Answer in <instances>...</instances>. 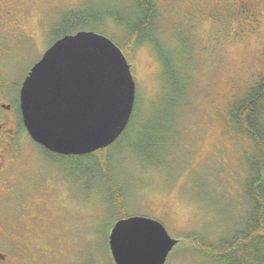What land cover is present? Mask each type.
<instances>
[{
    "label": "rangeland",
    "instance_id": "1",
    "mask_svg": "<svg viewBox=\"0 0 264 264\" xmlns=\"http://www.w3.org/2000/svg\"><path fill=\"white\" fill-rule=\"evenodd\" d=\"M21 1L36 10L22 21L25 35L9 37L22 52L17 89L54 38L77 29L71 21L79 15L103 17L101 34L121 49L128 33L119 18L136 13L134 0ZM150 1L159 10L154 37L127 57L136 116L126 143L102 161L98 154L48 158L10 201L9 218L32 229L22 235L53 249L39 264H114L109 234L122 206L128 217L157 220L180 240L167 264H219L189 241L212 246L245 223L257 150L229 113L264 74V29L253 35L242 20L236 26L215 17L201 22V0ZM93 24L99 26L88 20L73 34Z\"/></svg>",
    "mask_w": 264,
    "mask_h": 264
},
{
    "label": "water",
    "instance_id": "2",
    "mask_svg": "<svg viewBox=\"0 0 264 264\" xmlns=\"http://www.w3.org/2000/svg\"><path fill=\"white\" fill-rule=\"evenodd\" d=\"M24 125L31 139L59 156L108 149L126 131L136 86L125 53L106 36H63L30 70L21 88ZM180 243L152 218L119 219L109 234L114 264H166Z\"/></svg>",
    "mask_w": 264,
    "mask_h": 264
},
{
    "label": "flooded vegetation",
    "instance_id": "3",
    "mask_svg": "<svg viewBox=\"0 0 264 264\" xmlns=\"http://www.w3.org/2000/svg\"><path fill=\"white\" fill-rule=\"evenodd\" d=\"M35 10L36 7L30 2L0 0V264H39L42 258L53 253V249L33 242L32 235H22L25 231L32 233V229L18 228L7 214L11 199L40 170V164H45L48 158L63 157L40 147L27 133L20 96L28 75L18 89L12 86L22 52L9 44V37L14 40L25 35L22 21L31 17ZM197 12L202 15L199 14L201 22H205L206 18L212 21V17H215L236 26L242 20L243 25L250 27V34L254 32L253 35H260L261 28L264 29V0H201ZM232 25H227L229 28L225 32L234 35L236 31ZM41 153L47 156L46 160L41 158ZM238 242V248L242 251L240 255L247 253L250 248L247 241L239 239ZM226 244L227 257L231 258L233 248L231 243ZM208 255L212 259V252ZM251 264H264V260Z\"/></svg>",
    "mask_w": 264,
    "mask_h": 264
},
{
    "label": "trees",
    "instance_id": "4",
    "mask_svg": "<svg viewBox=\"0 0 264 264\" xmlns=\"http://www.w3.org/2000/svg\"><path fill=\"white\" fill-rule=\"evenodd\" d=\"M134 2L136 6L134 17L119 18L120 23L125 27L128 33L126 44L124 48L121 49L126 57L130 59L133 57L134 48L139 46L141 42H144L146 37H150L151 34L153 36L154 21L159 13L156 2L150 0H134ZM111 16L115 15L111 14ZM100 19L103 21V17L100 16L79 15L77 19L71 21V26H73L72 30H74V27L77 28L74 32L78 30V27L79 29H82V26L86 25L88 20H91L93 23H98L99 26L97 27L93 24L95 27L93 26L89 28V32L99 31L101 34V30H104L102 29L104 27L101 26ZM73 33H66L62 36H57L54 38L53 42L59 40L63 36ZM167 65H171L169 60L167 61ZM229 115L231 122L236 128L242 133H249L256 145V161L251 162L253 164L251 166V176H253V179L250 178L248 186L250 210L243 226L238 232L234 233L231 237H228V240L223 239L218 244L208 246L205 244H199V240L195 237V239L189 241V245L190 247H193L194 250L203 247L202 253L206 254V256L212 252V258H216L215 261L220 264H251L256 261L260 262L264 260V74L254 88L250 89L245 96L233 103ZM135 116L136 112L132 115L125 133L110 148H117L119 145L126 143ZM110 148L98 151L94 154H98L97 157L102 161L104 160V155ZM113 203L117 205L118 208L122 205H120L118 197L114 199ZM124 209L123 206L120 208L119 219L128 217L125 214ZM239 239L247 241L248 246L250 247L247 253H243L242 255H240L242 251L238 248ZM226 243H231L230 246L233 248L231 258L227 257L228 245ZM215 254H217V256H214ZM254 254L256 255L254 256Z\"/></svg>",
    "mask_w": 264,
    "mask_h": 264
},
{
    "label": "bare ground",
    "instance_id": "5",
    "mask_svg": "<svg viewBox=\"0 0 264 264\" xmlns=\"http://www.w3.org/2000/svg\"><path fill=\"white\" fill-rule=\"evenodd\" d=\"M173 252V251H172ZM172 252L169 254L168 258L171 256Z\"/></svg>",
    "mask_w": 264,
    "mask_h": 264
}]
</instances>
